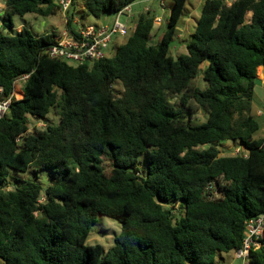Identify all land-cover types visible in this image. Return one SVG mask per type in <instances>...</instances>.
Wrapping results in <instances>:
<instances>
[{
    "label": "trees",
    "instance_id": "obj_1",
    "mask_svg": "<svg viewBox=\"0 0 264 264\" xmlns=\"http://www.w3.org/2000/svg\"><path fill=\"white\" fill-rule=\"evenodd\" d=\"M136 1L84 0V15H114ZM186 1L173 0L154 40L155 16L141 13L113 56L81 66L45 53L55 33L0 31L5 94L16 76L32 73L0 119V262L215 264L217 253L242 246L246 221L264 212V139L254 136L261 125L252 113L264 0H204L187 53L174 58ZM58 12L55 0H6L2 25L10 30L15 14ZM73 19L69 12V27ZM198 111L206 120L192 124ZM50 113L57 124L29 130L28 115L47 121ZM229 140L246 152L222 156ZM143 153L146 176L136 167ZM29 168L48 169L52 184L9 189L10 170ZM211 182L214 201L204 197ZM100 215L122 224L107 251L87 245ZM261 242L248 264H264V234Z\"/></svg>",
    "mask_w": 264,
    "mask_h": 264
},
{
    "label": "rangeland",
    "instance_id": "obj_2",
    "mask_svg": "<svg viewBox=\"0 0 264 264\" xmlns=\"http://www.w3.org/2000/svg\"><path fill=\"white\" fill-rule=\"evenodd\" d=\"M58 2V0H55ZM5 2L6 0H0V31L1 32H10L16 34L19 29L26 27L32 31L35 35H44L51 33H61L65 27V16L61 12H58L55 15L51 16H42L36 14H27L25 16L13 15L12 22L14 26L9 29H4L3 14L5 11ZM204 3V0H187L181 19L179 21L178 30L174 37V40L171 44L170 54L177 58L181 54L187 53V43L190 41L193 33L196 29L197 21L201 15V7ZM173 0H164V10H162L160 5V0H138L135 3L131 4V13L130 18L127 16H122L121 21L127 23L129 26V33L126 37L116 36L114 37L113 43L110 46L108 55L113 56L117 48L124 44L129 35L132 33L135 24L141 13L149 14L150 16H159L162 18V23H155L152 38L153 40L163 33L167 25L168 19L170 17L171 9L173 7ZM149 8V13L145 10ZM84 0H75L74 6L71 8V13L74 14V18L78 21L79 25H103L110 23L114 16L103 15L101 18H95L92 15H84ZM74 65V64H70ZM75 66V65H74ZM201 86H205V82L200 78ZM258 83H260L258 81ZM115 90L120 93L123 90L122 85L119 81L115 82ZM261 89L256 88V97L257 101L258 96H260ZM255 111V110H254ZM58 116L54 113H50L47 116V121L39 120L34 118L32 115H28V126L29 130L32 132L34 127L38 129H43L44 127L41 124H57ZM206 120V116L202 111H198L195 116L192 124L200 123ZM262 122V119L259 120ZM264 134L263 131H258L255 133V138H260ZM242 148V153H245L244 146L239 140H229L221 143L219 145L222 156H233L236 155L238 148ZM245 151V152H244ZM107 168H109V163L106 162ZM136 167L139 171L146 176L148 172V162L146 155L143 153L140 155L139 160L136 164ZM7 186L9 189L22 185L25 181H34L40 184L43 187V191L52 184V179L50 171L48 169H37L29 168L27 171H14L10 170L9 177L7 179ZM166 208H171L174 210L176 217H181V212L179 209V204L170 202L165 205ZM122 224L115 219L107 217L105 215H100L97 218L96 224L93 226L92 231L89 234L87 245H96L100 244L104 247V250L107 251L110 247L114 245V239L121 233ZM0 264H4L3 261ZM215 264H242V260L235 258V251L231 250L228 252H219L215 256Z\"/></svg>",
    "mask_w": 264,
    "mask_h": 264
},
{
    "label": "built area",
    "instance_id": "obj_3",
    "mask_svg": "<svg viewBox=\"0 0 264 264\" xmlns=\"http://www.w3.org/2000/svg\"><path fill=\"white\" fill-rule=\"evenodd\" d=\"M227 5H231L233 0H224ZM73 0H58L60 12L65 16V27L61 33H55L53 42L47 46L45 53L55 59L81 66L93 64L96 61L110 57L108 55L114 37H126L129 33L127 23L121 21L122 16L130 18L132 11L128 5L114 14V19L103 25H79L74 18L71 27L68 26L69 12L72 8ZM162 10H164V0H160ZM149 8L145 11L149 12ZM162 18L155 17V23L161 24ZM32 73H22L13 80V89L10 94H5L4 88L0 86V119L5 117L14 100L19 99L20 88L29 80ZM44 128L46 124H41ZM17 141H20L18 138ZM236 155L244 154L238 148ZM207 200L214 201L220 197L216 192V184L209 183L204 191ZM264 234V212L259 216L248 219L245 223V233L242 246L235 251V258L242 260V264H248L251 251L259 250L262 247L261 238Z\"/></svg>",
    "mask_w": 264,
    "mask_h": 264
},
{
    "label": "crops",
    "instance_id": "obj_4",
    "mask_svg": "<svg viewBox=\"0 0 264 264\" xmlns=\"http://www.w3.org/2000/svg\"><path fill=\"white\" fill-rule=\"evenodd\" d=\"M258 81L260 83L257 82V87H259L261 91H260V96H258L257 101H255L253 104L252 113L258 120L262 119V122L259 121L261 125L260 130L264 132V66H261L258 68ZM260 138L264 139V134ZM260 138H257V139H260Z\"/></svg>",
    "mask_w": 264,
    "mask_h": 264
}]
</instances>
